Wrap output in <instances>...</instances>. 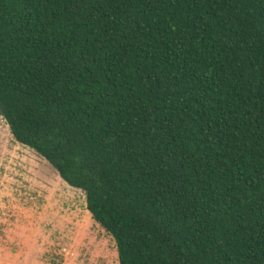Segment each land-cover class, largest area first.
<instances>
[{
    "label": "trees",
    "instance_id": "obj_1",
    "mask_svg": "<svg viewBox=\"0 0 264 264\" xmlns=\"http://www.w3.org/2000/svg\"><path fill=\"white\" fill-rule=\"evenodd\" d=\"M0 116L118 264H264V0H0Z\"/></svg>",
    "mask_w": 264,
    "mask_h": 264
},
{
    "label": "rangeland",
    "instance_id": "obj_2",
    "mask_svg": "<svg viewBox=\"0 0 264 264\" xmlns=\"http://www.w3.org/2000/svg\"><path fill=\"white\" fill-rule=\"evenodd\" d=\"M0 264H118L84 194L17 143L0 116Z\"/></svg>",
    "mask_w": 264,
    "mask_h": 264
}]
</instances>
